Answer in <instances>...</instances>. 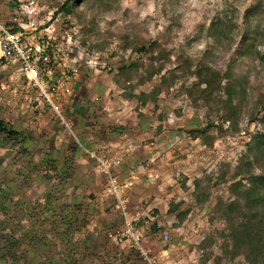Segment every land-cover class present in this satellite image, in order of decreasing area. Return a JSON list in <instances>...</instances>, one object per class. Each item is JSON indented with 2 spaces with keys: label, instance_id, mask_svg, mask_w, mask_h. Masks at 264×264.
<instances>
[{
  "label": "rangeland",
  "instance_id": "obj_1",
  "mask_svg": "<svg viewBox=\"0 0 264 264\" xmlns=\"http://www.w3.org/2000/svg\"><path fill=\"white\" fill-rule=\"evenodd\" d=\"M65 1L0 0L19 47L0 28V121L20 133L0 131V264H145L86 149L133 181L128 217L160 264H264L230 238L250 216L248 175L264 173L251 149L264 134V0H89L74 13Z\"/></svg>",
  "mask_w": 264,
  "mask_h": 264
},
{
  "label": "trees",
  "instance_id": "obj_2",
  "mask_svg": "<svg viewBox=\"0 0 264 264\" xmlns=\"http://www.w3.org/2000/svg\"><path fill=\"white\" fill-rule=\"evenodd\" d=\"M89 0H66L62 5L65 13H74L79 4L87 2ZM247 35H245L246 37ZM154 45H160L158 42H154ZM205 67L207 71H203L202 67ZM198 76L202 83H205L210 89L214 87L217 72L211 69L208 64L204 63L198 68ZM240 76L238 73H234L230 69V73L226 75L228 85H226L229 97L235 95H241L240 89ZM235 94V95H234ZM210 97V96H209ZM208 98V97H207ZM230 106L233 108V100L230 102ZM0 131L7 133L11 137H18L19 131L14 128H7L4 122L0 121ZM194 136L198 137L202 134L201 129L194 130ZM255 150V156L264 155V134H261L254 140V146L251 147ZM249 187L242 191L243 196L246 199V204L250 212V216L247 220L240 223V229L234 228L231 233V240L235 245V248H249L248 258L253 260H264V173L255 174L250 173L248 175ZM235 204L232 203L230 210L235 209ZM70 219V218H69ZM70 222L66 219L63 220L62 226L65 228Z\"/></svg>",
  "mask_w": 264,
  "mask_h": 264
},
{
  "label": "built area",
  "instance_id": "obj_3",
  "mask_svg": "<svg viewBox=\"0 0 264 264\" xmlns=\"http://www.w3.org/2000/svg\"><path fill=\"white\" fill-rule=\"evenodd\" d=\"M1 33H6V38L8 43L15 44L16 36L14 33H10L7 31L8 29L5 28L0 23ZM18 47L17 44H15ZM19 48V47H18ZM21 53L19 55L20 59L22 60L21 66L19 67V71L22 74L27 75L29 82H37L40 79V70L35 65L34 61H32L30 54L24 53L23 49H18ZM41 89H43L44 94L46 93L45 87L40 85ZM89 156L93 157L98 165L102 168V170L107 175V187L105 189V195L111 196L114 198L115 203L119 211L125 216L126 219V234L132 240L133 246L139 252L141 258L145 261V264H160L159 259L156 255H154L150 249H148L142 243L141 236L137 234L135 227L133 225V221L128 217V198H127V191L133 185V181L130 178H121L118 175L112 173V168L115 163V159L113 160L112 157H108L106 155H100L97 152L92 150L86 149ZM165 238L168 237L167 233L164 234Z\"/></svg>",
  "mask_w": 264,
  "mask_h": 264
}]
</instances>
